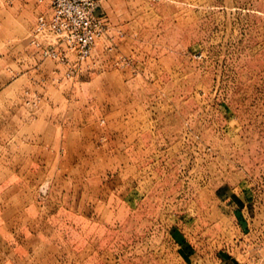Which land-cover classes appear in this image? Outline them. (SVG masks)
I'll return each instance as SVG.
<instances>
[{
    "label": "rangeland",
    "instance_id": "obj_1",
    "mask_svg": "<svg viewBox=\"0 0 264 264\" xmlns=\"http://www.w3.org/2000/svg\"><path fill=\"white\" fill-rule=\"evenodd\" d=\"M101 3V67L46 79L47 1L0 0V264H264V0Z\"/></svg>",
    "mask_w": 264,
    "mask_h": 264
},
{
    "label": "built area",
    "instance_id": "obj_2",
    "mask_svg": "<svg viewBox=\"0 0 264 264\" xmlns=\"http://www.w3.org/2000/svg\"><path fill=\"white\" fill-rule=\"evenodd\" d=\"M45 1L47 9L37 15L27 47L41 60L61 68L62 77L71 79L92 62L97 44L109 29L96 12V0H37L40 4Z\"/></svg>",
    "mask_w": 264,
    "mask_h": 264
},
{
    "label": "crops",
    "instance_id": "obj_3",
    "mask_svg": "<svg viewBox=\"0 0 264 264\" xmlns=\"http://www.w3.org/2000/svg\"><path fill=\"white\" fill-rule=\"evenodd\" d=\"M96 11L97 13L101 12L100 15L102 16V13H104L103 11V6H102V3H101V0H96ZM104 18V17H103ZM111 19V18H110ZM111 24V23H110ZM130 24H127L126 27H129ZM117 32H120V28H118V25L115 26V25H111L110 29H109V32H108V37L109 38H105L104 41L102 43H98L97 46H96V49L94 51V54H93V57H92V61L95 63V67H101L100 63H101V60H99L98 56H97V49H99V45H103V48H105L106 50L107 49H110L111 46L114 44V42L116 41V36H117ZM115 46V45H114ZM58 68V67H56ZM60 70V74L58 72H51V73H47L45 78L46 79H55V78H61L62 74H63V70L61 68H58ZM105 74V73H103ZM102 75V74H100ZM55 81H53L52 83H54ZM114 91V90H113ZM112 89H110V97L108 98L107 102L105 103V105H109V108L111 111L112 110H115V111H118V108H116L115 106H113V99H112ZM125 107V106H124ZM116 114V113H114ZM133 119H128L126 121H107L106 124H105V127H106V132H101L99 127H101L100 124H95L93 122H88V124L85 122V121H78L76 122V125H73V127H76L77 129L75 131H66L63 129V131L61 132V129L63 128L61 126V128H59L57 131L60 132V134H58L59 136H61L62 134V141L65 140V137H70L73 136V135H80L81 132H84L85 129L87 128H95L94 129V132L92 131L91 132V138H94V140L96 139H99L100 141H105V140H109L110 143H117L118 141H121L122 139L126 138V140L128 141L127 137H129L130 135L127 134L128 132V128L130 129L132 126H131V122H132ZM72 123V122H71ZM57 126L55 125L53 122L50 124V122H47V127L51 128V131H53V135H54V132H55V129L54 127ZM72 126V124H71ZM97 127V129H96ZM123 128H125L126 130V134H123L122 131H123ZM125 140V141H126ZM133 141V140H132ZM54 150H56V148H52L50 153L52 154V158L54 157L53 154H54ZM108 154H113V151H109ZM128 193V191H127Z\"/></svg>",
    "mask_w": 264,
    "mask_h": 264
}]
</instances>
